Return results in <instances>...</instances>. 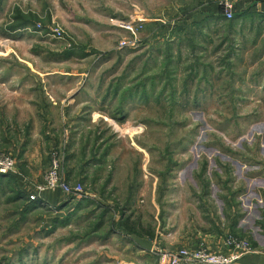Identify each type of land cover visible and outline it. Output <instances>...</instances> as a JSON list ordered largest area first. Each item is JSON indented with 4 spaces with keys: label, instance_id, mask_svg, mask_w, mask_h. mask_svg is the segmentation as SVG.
I'll return each mask as SVG.
<instances>
[{
    "label": "rangeland",
    "instance_id": "rangeland-1",
    "mask_svg": "<svg viewBox=\"0 0 264 264\" xmlns=\"http://www.w3.org/2000/svg\"><path fill=\"white\" fill-rule=\"evenodd\" d=\"M178 1L0 0V156L17 170L0 175V264H120L131 255L130 234L116 236L123 225L147 249L158 236L154 258L197 248L185 244L200 229L254 250L264 234V17L210 23L180 50ZM67 93L79 96L67 112L87 102L85 123L51 105ZM46 135L48 164L31 173L33 157L15 145L30 137L35 151ZM69 161L87 177L71 179ZM54 162L86 198L63 192L65 204L26 212Z\"/></svg>",
    "mask_w": 264,
    "mask_h": 264
},
{
    "label": "crops",
    "instance_id": "crops-1",
    "mask_svg": "<svg viewBox=\"0 0 264 264\" xmlns=\"http://www.w3.org/2000/svg\"><path fill=\"white\" fill-rule=\"evenodd\" d=\"M222 1L224 0H179L178 1L176 8L177 10L179 8V11L183 13L182 14L183 22L181 26L179 24L181 35H179L176 39V42H177L176 44L178 45L180 50L184 49L185 42H188L191 40L195 42V40H199L197 37H194L196 30L198 28L199 29L206 28L208 27V25H210V23H217L219 25L221 21H223L225 23L227 22L230 24L233 22L235 24L237 21L243 20V19L252 20L254 16H258V15L264 17V0H231L234 4L233 9L235 13V17L233 19H226L224 15L222 14V10H221ZM211 20H214V21L211 22ZM217 20H220V21H217ZM74 91L80 94L81 92H85L86 88L83 85L80 88L75 89ZM68 93H70V90L68 91ZM68 93L67 95H63V97L61 98V101L64 99V101L62 102L56 101L54 98H51L50 100L51 105L53 104L55 105L54 107L60 108V113L61 111L63 112L61 113V116H62L61 118L63 119V121L66 122V120L72 121L75 119V120H79V122L80 121L82 122L84 120V123H85V120L89 119L87 115V112H88L87 106H86L87 102L85 101L84 104H80V106H77V107H80V112H78L79 115H76L72 112H67V110L70 108L71 105H74L75 103L79 102V100H77L79 96L76 98V100L72 102L66 101L67 98H70ZM82 105H84L85 108ZM81 111H82V114H80ZM45 117L49 118V114L45 115ZM38 131L39 129L35 127V130H33V133H37ZM71 133L72 135L75 134L74 131H71ZM29 140H30V137H28L27 139L24 138L23 140H20V139L18 140V145H15L18 150V155L24 157L26 154V156L30 158L32 156L33 157L32 161L31 163L29 162L31 164L29 165L30 166L29 170L31 173L38 172L37 174H41L43 172L42 171L43 167H45L48 164L47 162L49 161L47 160V153H48L47 149L52 148L51 143H50L51 137L46 135L44 139L42 140V142L44 141V148L42 147L41 142L38 141L39 148L38 150L36 149L35 151H33L34 149L31 146H29V143H30ZM10 141H14V140L9 139V142ZM74 143H75V148H77L76 144L77 143L79 144V142L75 141L74 135H73V138L71 137V143H70V147L73 146V149H74ZM73 154H74L73 150L70 149L69 157H72ZM76 164L74 163L72 166L71 161L68 162V173H71L74 176V178H71V179L77 182L79 178H82L80 173L83 171L82 170L83 164H79L77 166L79 169L81 168V170H79L81 172L75 169ZM83 172H84L83 178L87 177L86 174H88V171H83ZM21 189H22V193H27L28 195L29 193H31L30 191H27L26 189L22 187ZM37 196L38 197L36 198V200L38 201L39 207L40 205L43 206V204H48V203L53 204V205L55 204L61 205L63 203L65 204L66 201H68L66 200V195L63 193L61 189H49V190L40 192L39 195L37 194ZM81 200L83 201V199ZM81 200L76 199L73 201L77 203L78 201H81ZM120 218L121 216H119V218L117 217L116 219L119 220ZM203 230L204 229L197 230L193 238L187 239V242L185 245L188 244V246L196 247V246H199L200 244H203V245L206 244L208 246L217 248L223 243L224 234H220V231H203ZM129 234H130V236H128V238L130 239L129 244L131 245L133 244L134 247L132 249V248H129L130 247L129 244L125 245V247H128V250H130V253H131L130 258H129L130 260H122L121 262H119L120 264H135L134 261L132 260L136 261L138 258L141 259L147 255L150 257L149 258L150 263H156L160 260L159 256L158 258L157 257L154 258L152 256L153 253L151 252V248L156 246V245L153 246L154 242L152 243V241L157 239L158 236L152 235V237L154 238H151L149 240V243L152 244V247L147 249L148 247L146 245L140 244L141 245L140 246L138 242L136 241V239H133L134 237L133 231H128L123 228V229H120L116 233V236H121L123 239H127V235ZM158 243L161 244V242H158ZM253 245H254V250L250 253L244 254L240 259V262H239L240 264H264V234H261L260 230L258 232L257 239L253 242Z\"/></svg>",
    "mask_w": 264,
    "mask_h": 264
},
{
    "label": "built area",
    "instance_id": "built-area-1",
    "mask_svg": "<svg viewBox=\"0 0 264 264\" xmlns=\"http://www.w3.org/2000/svg\"><path fill=\"white\" fill-rule=\"evenodd\" d=\"M234 4L231 0L221 2L222 14L226 19L235 17ZM137 27V26H136ZM122 46L127 47L128 42L122 41ZM50 173H48L43 186H39L40 191L48 189H61L68 196L75 200L86 197V190L83 184L72 185L66 182L58 171L57 163H53ZM17 173L15 161L10 157L0 156V175ZM31 199H36L34 195ZM220 249L210 250L204 245L197 248H178L174 251L161 252V260L155 264H240L239 258L242 252L249 253L250 247L246 241H237L233 237H224Z\"/></svg>",
    "mask_w": 264,
    "mask_h": 264
},
{
    "label": "trees",
    "instance_id": "trees-1",
    "mask_svg": "<svg viewBox=\"0 0 264 264\" xmlns=\"http://www.w3.org/2000/svg\"><path fill=\"white\" fill-rule=\"evenodd\" d=\"M16 17H18V19H23V16L20 18V14H18ZM24 23L29 24L30 22L24 21ZM23 25H24V24H23ZM16 27H17V26H16ZM72 51H73V50H70V52H72ZM2 175H5V174H2ZM6 175H9V174H6ZM5 177H7V176H5ZM8 177H9V176H8ZM12 191H14V190L12 189ZM22 194H23V193H22ZM23 196H25V195H23ZM23 196L16 197V198H17V199H20V198H22ZM25 197H26V196H25ZM22 199H23V198H22ZM32 201H33V200H32ZM34 202H35V205H34V206L31 205L28 209H25L26 212L33 210L34 207H39L38 201L35 200ZM32 203H33V202H32ZM123 226H124V228L127 229L128 231H133L132 228H127L125 225H123Z\"/></svg>",
    "mask_w": 264,
    "mask_h": 264
}]
</instances>
